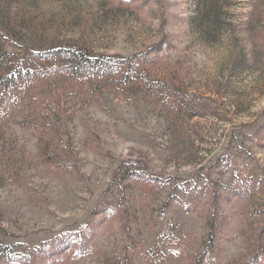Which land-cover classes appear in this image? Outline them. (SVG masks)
Returning <instances> with one entry per match:
<instances>
[{
	"label": "rangeland",
	"instance_id": "374dc122",
	"mask_svg": "<svg viewBox=\"0 0 264 264\" xmlns=\"http://www.w3.org/2000/svg\"><path fill=\"white\" fill-rule=\"evenodd\" d=\"M7 78L0 264H264V0H0Z\"/></svg>",
	"mask_w": 264,
	"mask_h": 264
},
{
	"label": "trees",
	"instance_id": "16d2710c",
	"mask_svg": "<svg viewBox=\"0 0 264 264\" xmlns=\"http://www.w3.org/2000/svg\"><path fill=\"white\" fill-rule=\"evenodd\" d=\"M51 55L61 57L60 64L63 65V69L73 76H105L126 65V61H117L107 56L87 57L82 52L72 48H62ZM19 76L25 77L26 75L20 74ZM19 76L15 79L18 80ZM9 81L10 79L7 78L0 84V95L8 90Z\"/></svg>",
	"mask_w": 264,
	"mask_h": 264
}]
</instances>
